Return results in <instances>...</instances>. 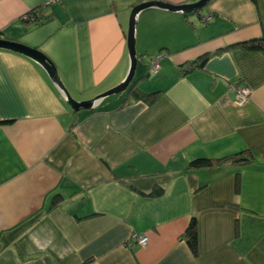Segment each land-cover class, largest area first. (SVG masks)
I'll return each mask as SVG.
<instances>
[{
  "label": "crops",
  "instance_id": "0c3cea01",
  "mask_svg": "<svg viewBox=\"0 0 264 264\" xmlns=\"http://www.w3.org/2000/svg\"><path fill=\"white\" fill-rule=\"evenodd\" d=\"M48 1L0 0V39L43 53L83 102L127 77L135 6L198 0ZM256 39L264 0L147 9L130 88L159 96L77 112L41 64L0 49V264H264V50L237 46ZM242 152L249 163L191 167Z\"/></svg>",
  "mask_w": 264,
  "mask_h": 264
},
{
  "label": "water",
  "instance_id": "95a60500",
  "mask_svg": "<svg viewBox=\"0 0 264 264\" xmlns=\"http://www.w3.org/2000/svg\"><path fill=\"white\" fill-rule=\"evenodd\" d=\"M211 1L212 0H198L197 2L186 5H180V6L171 5L160 1H149L135 6L131 13L129 31L127 34L128 53L130 60L128 75L125 78V80L115 88L103 94H100L94 99L88 101L78 102L71 96V94L68 92L63 82L61 81L58 71L55 65L53 64V62L50 59H48L39 50L20 43H14L2 39H0V49L21 53L29 58H32L33 60H36L39 64H41L47 70L51 79L58 86L61 94L65 97L68 105L72 108L73 111L77 112L82 109L92 110L95 108L96 104L99 101L112 96H121L122 94L128 92L132 82L134 81L138 66V57H137V48H136V31L138 26L139 15L141 12L150 8H159L171 12H179L189 15L202 11L204 8H206L209 5Z\"/></svg>",
  "mask_w": 264,
  "mask_h": 264
},
{
  "label": "trees",
  "instance_id": "16d2710c",
  "mask_svg": "<svg viewBox=\"0 0 264 264\" xmlns=\"http://www.w3.org/2000/svg\"><path fill=\"white\" fill-rule=\"evenodd\" d=\"M30 16V17H29ZM27 19L30 20V18L37 20V15L33 13L32 15H29ZM237 46H243L249 50H264V39H256V40H252L250 42H246V43H241L238 44ZM205 64V60H196L193 61L189 64H186L184 66H182V73L183 75H187L189 73H191L192 71H195L197 69H202L204 67ZM130 90H128V93L131 91H133V88H129ZM160 92H155V93H148L145 95H142L141 92L139 91H133V95L135 96V98H141L144 100H148V101H153L155 100L158 96H159ZM251 157L246 156V152H242V153H238V154H233V155H229L227 157L224 158H220V159H197L195 161H193L191 163V167L193 168H205V167H214V166H218L221 164H225V163H233V164H243L246 162H250L251 161ZM157 195H161L162 192L160 191H156ZM188 238H189V244L191 246V248L193 249L194 252H197V219L193 218L191 220V224L190 227L188 229L187 232Z\"/></svg>",
  "mask_w": 264,
  "mask_h": 264
},
{
  "label": "built area",
  "instance_id": "2783aa9c",
  "mask_svg": "<svg viewBox=\"0 0 264 264\" xmlns=\"http://www.w3.org/2000/svg\"><path fill=\"white\" fill-rule=\"evenodd\" d=\"M66 0H49L47 3H45V6H50L56 3H62ZM163 57L158 56L154 59L153 63H152V71L154 73H158V71L160 70L161 67V61H162ZM235 92H236V100L235 103L237 105H242L244 103H246L250 97H251V90L247 87H239V88H235ZM138 241L146 246L148 243V238L145 236H140L137 237Z\"/></svg>",
  "mask_w": 264,
  "mask_h": 264
},
{
  "label": "rangeland",
  "instance_id": "374dc122",
  "mask_svg": "<svg viewBox=\"0 0 264 264\" xmlns=\"http://www.w3.org/2000/svg\"><path fill=\"white\" fill-rule=\"evenodd\" d=\"M129 72V71H128ZM127 75H128V73H127Z\"/></svg>",
  "mask_w": 264,
  "mask_h": 264
}]
</instances>
